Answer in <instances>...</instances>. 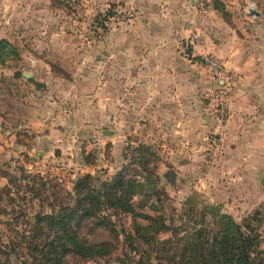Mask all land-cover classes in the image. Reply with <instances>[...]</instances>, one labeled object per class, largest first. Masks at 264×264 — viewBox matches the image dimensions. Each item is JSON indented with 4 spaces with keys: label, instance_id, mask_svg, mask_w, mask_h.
<instances>
[{
    "label": "rangeland",
    "instance_id": "obj_1",
    "mask_svg": "<svg viewBox=\"0 0 264 264\" xmlns=\"http://www.w3.org/2000/svg\"><path fill=\"white\" fill-rule=\"evenodd\" d=\"M254 1L256 11L264 8V0ZM141 2L0 0V42L15 48L11 59L0 60V247L14 264L34 259L27 242L36 216L70 210L79 212L81 225L71 226L81 238L109 242L115 250L106 259L68 257L66 264H168L203 224L215 232L221 215L243 227L253 224L259 236L253 253L264 261L263 190L222 196L218 177L209 173L222 150L218 129L229 118V100L224 65L213 56L221 66H210L197 49L204 36L196 24L203 17H191L185 33V16L169 9L152 18ZM156 19L169 21L171 29L151 31L148 23ZM156 34L173 46H154ZM153 67L169 77L134 78L135 70ZM153 82L158 86L151 91ZM139 86L142 91H134ZM102 87L113 102L101 105L96 94ZM88 175L93 191L86 195L104 191L117 177L134 183V212L112 208L97 195L90 204L94 215L80 217L85 193L77 184ZM144 216L168 227L150 246L135 232L136 222L148 223Z\"/></svg>",
    "mask_w": 264,
    "mask_h": 264
},
{
    "label": "crops",
    "instance_id": "obj_2",
    "mask_svg": "<svg viewBox=\"0 0 264 264\" xmlns=\"http://www.w3.org/2000/svg\"><path fill=\"white\" fill-rule=\"evenodd\" d=\"M197 1L195 3L194 0H169L166 5L165 0H142L140 4L144 8L143 13L151 15L152 18L153 15H162L164 10L169 9L171 12L168 14H182L185 16V33L190 27L191 17H203V22L196 24V29L204 36L197 49L200 54H211L224 65V88L229 100V118L218 129L223 143L222 150L215 153L213 163L216 164L209 173L215 175L214 178L218 177L215 185L217 190L222 192V196L232 191L247 195L258 190L264 192L261 183L264 176V8L258 11L259 17L247 13L243 16L244 7L240 0ZM217 4L226 12L225 17L215 9ZM149 23L151 31L171 29L169 21L156 19V22ZM155 36V39L151 38L154 46H173L170 39H158L157 34ZM161 53L165 55V62L171 64L166 58L169 52L161 50ZM186 61L189 60L185 58ZM186 66L188 67V64ZM169 75L166 70H158L156 67L134 71L136 80L167 79ZM192 79L188 71H185V80ZM150 85L151 91L158 86L155 82ZM103 89L104 87L96 94L99 95L100 92L101 105L113 102L107 100L110 94L107 89ZM160 90H164L167 97L166 88ZM134 91L141 92L142 89L139 86ZM123 92H116L118 101H122ZM80 94L78 91L77 96ZM220 178L223 179L221 182L218 181ZM215 189L216 187L213 190Z\"/></svg>",
    "mask_w": 264,
    "mask_h": 264
},
{
    "label": "trees",
    "instance_id": "obj_3",
    "mask_svg": "<svg viewBox=\"0 0 264 264\" xmlns=\"http://www.w3.org/2000/svg\"><path fill=\"white\" fill-rule=\"evenodd\" d=\"M223 17L226 12L215 6ZM15 48L7 42H0V60L6 61L12 58ZM84 180V179H83ZM81 179L77 188L81 187L80 194L84 197L79 200L78 208H81L82 218H90L96 210L90 207L97 195L106 200L112 208L124 212H134L131 199L134 195L136 185L134 183H123L117 177L112 182L105 183L103 189L97 191V195L87 194L92 189V176L85 177V183ZM84 184V185H83ZM93 191V190H92ZM84 200H89L87 206ZM102 204L98 201L97 206ZM148 223L141 224L136 222L135 232L137 237L146 245H152L158 234L167 230L164 221L156 217L144 216ZM206 216L204 215L203 219ZM72 221H76V227L81 225L78 210H70L65 214L38 215L33 224L32 234L29 238L28 251L36 261L43 264H66L67 258H77L81 261L98 260L109 258L115 246L109 242L90 243L81 238L78 232L71 226ZM205 221V220H204ZM217 230L211 231L209 226L203 224L196 232L185 237V248L182 250L181 257L177 254L172 259H168V264H264L263 260L256 258L253 248L259 236L253 226L249 224L245 227L237 224L228 215H221L217 220ZM48 228L45 234L44 229ZM176 259L178 261L176 262ZM143 262V260H142ZM139 262L138 264H142ZM0 264H14L7 251L0 247Z\"/></svg>",
    "mask_w": 264,
    "mask_h": 264
},
{
    "label": "built area",
    "instance_id": "obj_4",
    "mask_svg": "<svg viewBox=\"0 0 264 264\" xmlns=\"http://www.w3.org/2000/svg\"><path fill=\"white\" fill-rule=\"evenodd\" d=\"M243 1L246 3L245 11L247 14H249L251 10L256 11V3L254 0H243ZM202 58L205 63H208L212 67L220 68L221 66L219 62L208 53L203 54ZM222 99L225 101L224 97H222ZM225 111H226V104L225 102H221L220 113L222 117L224 116Z\"/></svg>",
    "mask_w": 264,
    "mask_h": 264
},
{
    "label": "water",
    "instance_id": "obj_5",
    "mask_svg": "<svg viewBox=\"0 0 264 264\" xmlns=\"http://www.w3.org/2000/svg\"><path fill=\"white\" fill-rule=\"evenodd\" d=\"M249 15L250 16H255V17H259L260 16V13L258 12V11H255V10H251L250 12H249ZM261 183L264 185V176H263V178H262V180H261ZM259 244V241L257 242V245ZM254 251H256V248H254Z\"/></svg>",
    "mask_w": 264,
    "mask_h": 264
}]
</instances>
